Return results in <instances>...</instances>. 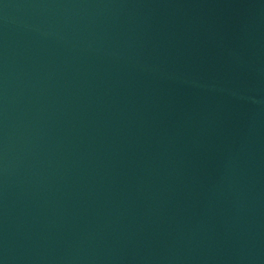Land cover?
<instances>
[{"label":"water","instance_id":"obj_1","mask_svg":"<svg viewBox=\"0 0 264 264\" xmlns=\"http://www.w3.org/2000/svg\"><path fill=\"white\" fill-rule=\"evenodd\" d=\"M0 264H264V0H0Z\"/></svg>","mask_w":264,"mask_h":264}]
</instances>
